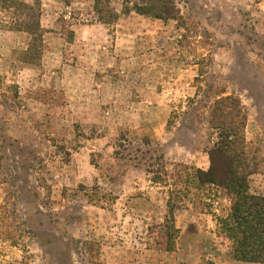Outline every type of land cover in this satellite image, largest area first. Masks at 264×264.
Here are the masks:
<instances>
[{
  "label": "rangeland",
  "instance_id": "1",
  "mask_svg": "<svg viewBox=\"0 0 264 264\" xmlns=\"http://www.w3.org/2000/svg\"><path fill=\"white\" fill-rule=\"evenodd\" d=\"M145 1L108 0L106 25L93 0H0V264H250L196 170L233 99L264 196V0L125 11Z\"/></svg>",
  "mask_w": 264,
  "mask_h": 264
},
{
  "label": "trees",
  "instance_id": "2",
  "mask_svg": "<svg viewBox=\"0 0 264 264\" xmlns=\"http://www.w3.org/2000/svg\"><path fill=\"white\" fill-rule=\"evenodd\" d=\"M93 4L97 20L102 24L109 25L116 19V15L106 6L108 0H93ZM130 10L155 19L169 20L175 17L171 2L165 4L157 0H146L142 4H133L131 9L125 8L126 12ZM233 104L236 106L231 109ZM237 108V102L227 97L215 101L210 125L225 133L214 148L208 151V169L196 170V178L200 185L220 188L230 198L229 216L220 225L231 243L233 260L257 264L264 262V196L248 192V171L241 134L245 116L240 111L233 114L232 111Z\"/></svg>",
  "mask_w": 264,
  "mask_h": 264
},
{
  "label": "crops",
  "instance_id": "3",
  "mask_svg": "<svg viewBox=\"0 0 264 264\" xmlns=\"http://www.w3.org/2000/svg\"><path fill=\"white\" fill-rule=\"evenodd\" d=\"M250 264H253V263H250Z\"/></svg>",
  "mask_w": 264,
  "mask_h": 264
}]
</instances>
